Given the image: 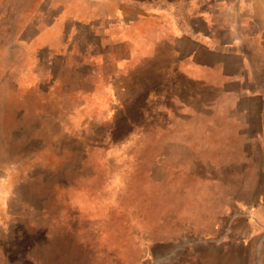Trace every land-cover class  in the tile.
Listing matches in <instances>:
<instances>
[{
	"label": "rangeland",
	"instance_id": "1",
	"mask_svg": "<svg viewBox=\"0 0 264 264\" xmlns=\"http://www.w3.org/2000/svg\"><path fill=\"white\" fill-rule=\"evenodd\" d=\"M0 264H264V0H0Z\"/></svg>",
	"mask_w": 264,
	"mask_h": 264
}]
</instances>
